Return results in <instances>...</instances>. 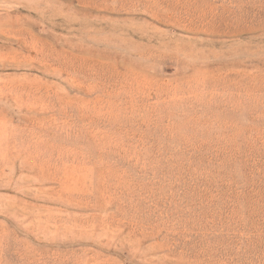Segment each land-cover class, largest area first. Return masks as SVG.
I'll return each instance as SVG.
<instances>
[{"label":"rangeland","instance_id":"374dc122","mask_svg":"<svg viewBox=\"0 0 264 264\" xmlns=\"http://www.w3.org/2000/svg\"><path fill=\"white\" fill-rule=\"evenodd\" d=\"M0 264H264V0H0Z\"/></svg>","mask_w":264,"mask_h":264}]
</instances>
